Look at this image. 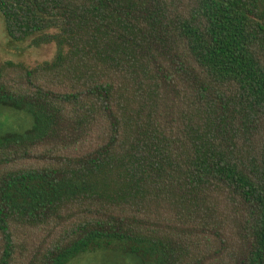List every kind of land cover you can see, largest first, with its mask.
<instances>
[{"label": "trees", "instance_id": "16d2710c", "mask_svg": "<svg viewBox=\"0 0 264 264\" xmlns=\"http://www.w3.org/2000/svg\"><path fill=\"white\" fill-rule=\"evenodd\" d=\"M52 60L0 62V264H264V0H0ZM49 231L33 255L19 229ZM47 231V232H48ZM28 256L27 261L23 258Z\"/></svg>", "mask_w": 264, "mask_h": 264}, {"label": "rangeland", "instance_id": "374dc122", "mask_svg": "<svg viewBox=\"0 0 264 264\" xmlns=\"http://www.w3.org/2000/svg\"><path fill=\"white\" fill-rule=\"evenodd\" d=\"M57 53L55 43L34 46L31 38L15 40L7 32L3 16L0 13V62L12 60L27 65L52 60ZM34 125V118L27 110H20L10 106H0V136L11 133H24ZM48 231V230H47ZM39 234L28 228L19 229V243L21 251L28 256L33 255L41 243H45V236L49 231ZM28 256L23 261L28 260ZM69 264H136L132 256L121 255L114 251L88 252L76 257Z\"/></svg>", "mask_w": 264, "mask_h": 264}]
</instances>
